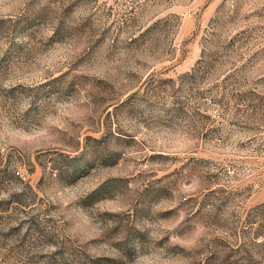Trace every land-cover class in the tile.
<instances>
[{
    "label": "rangeland",
    "instance_id": "374dc122",
    "mask_svg": "<svg viewBox=\"0 0 264 264\" xmlns=\"http://www.w3.org/2000/svg\"><path fill=\"white\" fill-rule=\"evenodd\" d=\"M0 264H264V0H0Z\"/></svg>",
    "mask_w": 264,
    "mask_h": 264
}]
</instances>
